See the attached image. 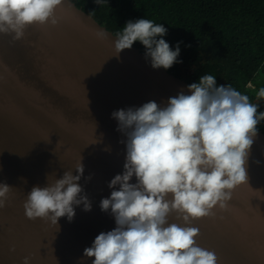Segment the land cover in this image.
Returning <instances> with one entry per match:
<instances>
[{
	"label": "water",
	"instance_id": "obj_1",
	"mask_svg": "<svg viewBox=\"0 0 264 264\" xmlns=\"http://www.w3.org/2000/svg\"><path fill=\"white\" fill-rule=\"evenodd\" d=\"M55 14L56 26H30L21 40L0 34V182L12 186L0 209V264H23L25 256L30 264H92L94 257L83 252L97 235L116 227L111 210L99 205L111 194L110 181L123 173L126 156V136L111 114L149 101L165 107L170 97L191 94L185 79L153 69L140 49L115 56V35L70 0ZM81 159L83 176L92 175L87 183L79 181L91 211L74 206L73 220L61 217L57 225L28 219L23 204L32 187H45L65 171L76 175ZM247 173L248 184L233 191L227 210L214 209L215 217L191 225L199 229L197 244L214 251L218 264H264L261 129ZM169 223L184 226L175 214Z\"/></svg>",
	"mask_w": 264,
	"mask_h": 264
},
{
	"label": "clouds",
	"instance_id": "obj_2",
	"mask_svg": "<svg viewBox=\"0 0 264 264\" xmlns=\"http://www.w3.org/2000/svg\"><path fill=\"white\" fill-rule=\"evenodd\" d=\"M63 2L0 0V34L15 42L30 26H56V9ZM167 31L150 19L130 20L115 34V56L139 41L151 67L168 70L180 62V47L179 42L175 50L170 47L163 38ZM107 35L97 32L98 38ZM187 88L190 95L170 97L165 107L149 101L111 114L117 131L126 136L121 141L126 156L123 173L110 181L111 194L99 205L104 212L111 210L116 227L97 235L83 252V257H94L92 264H218L214 251L197 244L199 229L191 225L215 217L214 209L227 210L233 191L248 184L247 162L264 112L231 85L218 86L213 75H202ZM256 98L264 100V87ZM75 171H65L45 187H32L23 204L26 217L57 225L61 217L73 220L74 206L91 211L79 181L83 177L87 183L92 175L83 176L82 159ZM11 192V185L0 182V209ZM173 214L184 226L169 223ZM30 259L25 256L23 264Z\"/></svg>",
	"mask_w": 264,
	"mask_h": 264
},
{
	"label": "trees",
	"instance_id": "obj_3",
	"mask_svg": "<svg viewBox=\"0 0 264 264\" xmlns=\"http://www.w3.org/2000/svg\"><path fill=\"white\" fill-rule=\"evenodd\" d=\"M114 35L128 21L150 19L168 29L163 37L180 55L169 71L189 84L202 75L231 85L258 103L264 87V0H70ZM133 47L145 52L144 46ZM264 131V120L257 125Z\"/></svg>",
	"mask_w": 264,
	"mask_h": 264
}]
</instances>
